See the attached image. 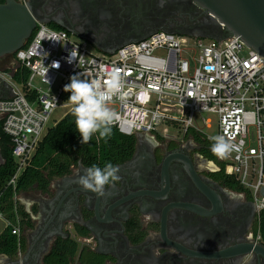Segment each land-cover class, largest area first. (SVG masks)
<instances>
[{"label": "flooded vegetation", "instance_id": "af4514ba", "mask_svg": "<svg viewBox=\"0 0 264 264\" xmlns=\"http://www.w3.org/2000/svg\"><path fill=\"white\" fill-rule=\"evenodd\" d=\"M16 1L26 5L37 26L66 30L102 51L157 31L221 33L194 0H164L163 6L161 0ZM16 63V53L0 59V99L11 93L3 73ZM206 159L193 138L139 133L133 153L116 164L119 179L102 194L80 186L76 181L87 166L72 164L48 192L32 195L37 211L34 226L22 231L24 256L32 249L22 264H44L58 237L80 243L73 264H264L263 214L249 192L217 180L219 163Z\"/></svg>", "mask_w": 264, "mask_h": 264}, {"label": "built area", "instance_id": "2783aa9c", "mask_svg": "<svg viewBox=\"0 0 264 264\" xmlns=\"http://www.w3.org/2000/svg\"><path fill=\"white\" fill-rule=\"evenodd\" d=\"M87 46L66 30L40 23L17 51L16 65L3 73L11 93L0 99V116L3 132L12 140L17 169L6 184L14 191V219L0 210V236L9 228L19 238L22 235L18 179L32 165L53 112L64 108V117L72 112L70 93L63 86L76 73L81 79L106 81V71L111 69L119 71L122 91L127 93L123 102L108 98L107 106L118 117L112 126L130 136L144 132L176 139L197 131L211 140L197 117L209 127L203 113L216 114L217 135L233 146L224 158L218 157L219 166L264 213L263 55L238 36L214 39L165 31L123 44L114 53H93ZM70 52L77 53L72 63ZM23 256L19 245L16 259L21 264Z\"/></svg>", "mask_w": 264, "mask_h": 264}, {"label": "trees", "instance_id": "16d2710c", "mask_svg": "<svg viewBox=\"0 0 264 264\" xmlns=\"http://www.w3.org/2000/svg\"><path fill=\"white\" fill-rule=\"evenodd\" d=\"M97 136L98 134H94L87 144H81L82 137L76 129L75 117L71 115V112L68 113L49 128L33 157L32 165L19 177L17 191L23 193L36 188L41 192H48L52 180L67 174L70 171V166L78 163V161H81L87 167L93 164L103 167L105 162L109 161L116 165L130 157L134 151L136 136L124 135L114 126H112L110 138L98 140ZM187 137L193 138L202 145V151L208 160H215L219 163L218 157L211 151L212 141L207 139L203 133L189 131ZM0 148L3 157L0 163V193H2L0 210L5 212L9 218L14 219V191L10 187L7 188L6 184L16 172L17 165L12 153V140L3 132L1 120ZM68 151L73 155L68 161L53 157V154ZM215 177L232 189L245 191L234 177L225 173L223 168L215 173ZM33 211L36 212L37 208ZM19 212L23 229L32 228L34 226L32 213L27 211L21 204ZM262 224L264 226V213ZM19 245L23 250L26 249V236L22 234L19 238L12 233L10 228L6 229L0 236V256L17 257ZM80 250L81 247L78 241L72 238L58 237L53 242L50 252L44 257V264H73ZM84 255L85 251H83V256L80 259L82 263Z\"/></svg>", "mask_w": 264, "mask_h": 264}, {"label": "clouds", "instance_id": "9594fccd", "mask_svg": "<svg viewBox=\"0 0 264 264\" xmlns=\"http://www.w3.org/2000/svg\"><path fill=\"white\" fill-rule=\"evenodd\" d=\"M164 0H161L163 6ZM77 53L70 52L68 62L76 59ZM58 67V62L55 63ZM108 79L100 78L81 79L80 74L70 76L68 83L63 86L65 92H69L68 100L74 105L71 115L75 117L76 129L81 135V144H87L98 134L97 139H108L112 135V124L118 118L115 111L107 106L109 96H114L123 102L127 93L122 91V78L118 70L106 71ZM211 151L219 158H224L231 150L232 145L223 135H215L211 138ZM118 166L105 162L103 167L93 164L88 167L85 174L79 176L76 181L85 189L102 194L106 184L119 179Z\"/></svg>", "mask_w": 264, "mask_h": 264}, {"label": "water", "instance_id": "95a60500", "mask_svg": "<svg viewBox=\"0 0 264 264\" xmlns=\"http://www.w3.org/2000/svg\"><path fill=\"white\" fill-rule=\"evenodd\" d=\"M194 1L211 14L221 30L217 36L204 37L223 39L238 36L248 47L264 56V0ZM36 26V18L26 5L16 0H6L0 4V59L22 49L31 39ZM117 48L101 52L114 53ZM87 168L84 167L85 170ZM31 249L30 246L23 258L24 263L28 261ZM6 264H20V261L11 260Z\"/></svg>", "mask_w": 264, "mask_h": 264}, {"label": "rangeland", "instance_id": "374dc122", "mask_svg": "<svg viewBox=\"0 0 264 264\" xmlns=\"http://www.w3.org/2000/svg\"><path fill=\"white\" fill-rule=\"evenodd\" d=\"M208 39H205L207 41ZM87 48L92 51L93 53H98L101 51L98 49L94 44L88 43ZM66 109L64 108H58L56 109L53 114H52V120L49 122V126H53L55 122L61 120L64 117V112ZM203 115L210 120V126H204L203 122L200 120L201 118L198 116L197 120L199 122V126L203 129V131L208 134L210 137L215 136L218 134L217 132V126H218V116L216 114H213L211 112H204ZM54 158H57L59 160H65L68 161L70 160L73 155L70 154V152H64V153H58V154H53ZM57 178V177H56ZM39 193L38 189L32 188L27 192L20 193L19 195V202L21 205L29 212L33 211V206H34V201L32 195ZM21 199V200H20ZM3 228V224L0 222V230ZM5 256L1 255L0 256V261H3V258Z\"/></svg>", "mask_w": 264, "mask_h": 264}, {"label": "crops", "instance_id": "0c3cea01", "mask_svg": "<svg viewBox=\"0 0 264 264\" xmlns=\"http://www.w3.org/2000/svg\"><path fill=\"white\" fill-rule=\"evenodd\" d=\"M21 200V199H20ZM3 259H6L5 261H6V263H8L9 261H11V260H17L16 259V257H14V258H9V257H4Z\"/></svg>", "mask_w": 264, "mask_h": 264}]
</instances>
